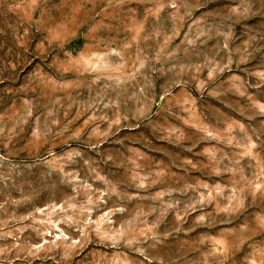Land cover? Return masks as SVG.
<instances>
[{"label": "rangeland", "instance_id": "obj_1", "mask_svg": "<svg viewBox=\"0 0 264 264\" xmlns=\"http://www.w3.org/2000/svg\"><path fill=\"white\" fill-rule=\"evenodd\" d=\"M0 264H264V0H0Z\"/></svg>", "mask_w": 264, "mask_h": 264}]
</instances>
